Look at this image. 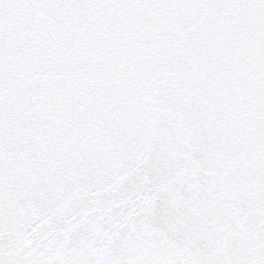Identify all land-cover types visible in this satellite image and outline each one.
<instances>
[{
	"label": "snow or ice",
	"instance_id": "obj_1",
	"mask_svg": "<svg viewBox=\"0 0 264 264\" xmlns=\"http://www.w3.org/2000/svg\"><path fill=\"white\" fill-rule=\"evenodd\" d=\"M0 264H264V0H0Z\"/></svg>",
	"mask_w": 264,
	"mask_h": 264
}]
</instances>
